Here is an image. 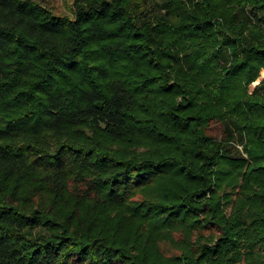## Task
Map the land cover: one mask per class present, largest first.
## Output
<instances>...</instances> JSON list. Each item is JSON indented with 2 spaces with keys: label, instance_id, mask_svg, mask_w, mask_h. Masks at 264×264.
<instances>
[{
  "label": "trees",
  "instance_id": "trees-1",
  "mask_svg": "<svg viewBox=\"0 0 264 264\" xmlns=\"http://www.w3.org/2000/svg\"><path fill=\"white\" fill-rule=\"evenodd\" d=\"M156 1L0 0V264H264V0Z\"/></svg>",
  "mask_w": 264,
  "mask_h": 264
},
{
  "label": "rangeland",
  "instance_id": "rangeland-1",
  "mask_svg": "<svg viewBox=\"0 0 264 264\" xmlns=\"http://www.w3.org/2000/svg\"><path fill=\"white\" fill-rule=\"evenodd\" d=\"M37 1L43 6L49 8L56 15H74L73 0H33ZM143 6H149L153 10L160 11L158 1L156 0H141ZM264 78V71L261 72L260 78L252 82L251 88L254 89ZM251 89V90H252ZM207 133L212 137L221 140L225 137V127L222 123L213 121L206 129ZM238 148L243 152V146L239 145ZM204 234L210 236L213 234L219 235L221 233V228L216 225H210L204 229ZM176 235V234H175ZM178 238V237H177ZM162 247L166 254L173 255L177 253L176 249L172 247L170 242H163Z\"/></svg>",
  "mask_w": 264,
  "mask_h": 264
}]
</instances>
